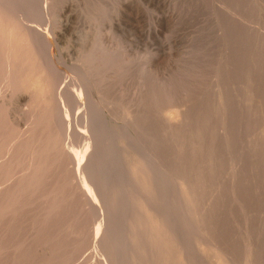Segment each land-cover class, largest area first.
Listing matches in <instances>:
<instances>
[{"label":"rangeland","instance_id":"obj_1","mask_svg":"<svg viewBox=\"0 0 264 264\" xmlns=\"http://www.w3.org/2000/svg\"><path fill=\"white\" fill-rule=\"evenodd\" d=\"M234 262L264 264V0H0V264Z\"/></svg>","mask_w":264,"mask_h":264},{"label":"bare ground","instance_id":"obj_2","mask_svg":"<svg viewBox=\"0 0 264 264\" xmlns=\"http://www.w3.org/2000/svg\"><path fill=\"white\" fill-rule=\"evenodd\" d=\"M159 1H160V0H155V2H157V3H159ZM242 1H243V3H244V0H242ZM245 2H246V1H245ZM250 2H251V1H250ZM247 3H248V2H247ZM244 5H245V4H244ZM248 5H249V4H248ZM41 7H42V6H41ZM44 7H45V6H44ZM44 7H43V8H44ZM42 10H43V9H42ZM45 11H46V10H45ZM47 14H48V13H47ZM226 15H227V16H226ZM225 16L228 18V13H227V12H225ZM225 16H224V17H225ZM226 17H225V18H226ZM232 17H233V16H232ZM241 20H243V19H241ZM26 22H27V21H26ZM28 24H29V25H27V27H29L30 30H33V31H34V28H33V27H35V26L32 24V22H31V23H28ZM234 24H236L235 27L238 28V29L241 28V27H244L245 30H248V29H246L247 26H246V28H245L244 23L241 22V21H240L239 19H237V18L234 19ZM248 28H249V26H248ZM253 28H254V27H253ZM242 29H243V28H242ZM250 29H251V28H249V30H250ZM251 30H252V29H251ZM251 30H250V31H251ZM31 32H32V31H31ZM250 33H253V32H250ZM32 34H33V33H32ZM34 34H35V33H34ZM35 35H36L35 39H39V40H41V38H40L37 34H35ZM33 36H34V35H33ZM41 43H42V40H41ZM47 51H48V50H47ZM106 51H107V50H106ZM106 51H105V52L103 51V52L105 53V54H104L105 56H106V54H107ZM41 52H42V51H41ZM45 52H46V49H45ZM48 53H50V51H48L47 54H48ZM41 54H42V53H41ZM49 56H50V55H49ZM50 57H51V56H50ZM52 57H53V56H52ZM52 57H51V58H52ZM54 59H55V58L53 57L51 60H52V61L55 63V65H56V67H55L56 72H57L58 74H59V73H62V75L65 76L64 78L66 79L67 76L64 75V73L62 72L63 70L61 69L62 67H61L59 61H56V60H54ZM57 63H59V64H57ZM57 65H60V68H59ZM57 67H58L59 69H58ZM49 68H50V67H49ZM61 70H62V71H61ZM49 71H50V70H49ZM53 72H54V71H53ZM51 73H52V72H51ZM54 73H55V72H54ZM61 77H62V76H61ZM62 78H63V77H62ZM60 80H61V79H60ZM66 80H68V79H66ZM61 81H62V80H61ZM89 81H90V80H89ZM59 82H60V81H59ZM68 82H70V81H68ZM62 83H64V85H65L64 87H65L66 90H67L68 86H71L72 84H74V83H72V84L70 85V83H69V85H67V82H66V81H65V82H62ZM60 84H61V83H60ZM84 86H86V85H84ZM61 87H62V86H61ZM72 87H75V86H72ZM75 88H77V87H75ZM63 89H64V88H63ZM71 89H73V88L69 87V91H71ZM77 90H78V89H77ZM85 90H86V89H85ZM91 90H92V89H91ZM76 92H77V91H76ZM79 92H80V91H79ZM77 93H78V92H77ZM91 93H92V92H91ZM80 94H81V92H80ZM92 94H93V93H92ZM224 94H226V93H224ZM77 95H79V93H78ZM79 96H80V95H79ZM81 96H83V95L81 94ZM222 96H223V94H222ZM224 96H226V95H224ZM89 97H90V96H89ZM91 97H93V95H91ZM81 98H82V99H85V97H81ZM223 98H224V97H223ZM227 98H228V96H227ZM79 99H80V98H79ZM89 99H91V98H89ZM76 100H77V99H76ZM87 100H88V98H87ZM82 101H83V100H82ZM89 101H90V100H89ZM89 101H88V103H89V107H86V106L83 104L85 107L83 106V109L81 108V115L84 116L85 120H92V118L94 119L95 116H97V115L100 116V115H99L100 113H99V111H98L99 108H98V106H97L98 102H97V103L94 102V101H93V98H92V101H93V102H92L91 104H92V105L94 104V105H93L94 109L96 108V110H94L92 107H90L91 104H90ZM225 101H226V100H224V102H225ZM224 102H223V103H224ZM226 102H228V101H226ZM84 103L86 104L87 102L84 101ZM223 103H222V104H223ZM225 104H227V103H225ZM87 105H88V104H87ZM100 106H101V105H100ZM225 107H226V105H225ZM84 108H89V109H88L89 112H90V108H91V113H89L91 119L87 118V114H86L85 110H86V111H88V110H87V109L84 110ZM92 109L94 110V112H93ZM83 110H84V111H83ZM103 110H104V109H103ZM222 113H223V112H222ZM180 114H181V113H180ZM83 116H82L81 118H83ZM167 116H168V114H167ZM177 116H178V115H177ZM179 116H180V115H179ZM224 116H225V115H224ZM128 118H129V117H128ZM177 118H178V117H176V120H178ZM179 118H180V117H179ZM183 118H184V117H183ZM85 120H84V121H85ZM100 121H101V120H100ZM129 121H130V120H129ZM136 121H137V120H136ZM168 121H169V120H168ZM174 121H175V119H174ZM178 121H179V120H178ZM168 123H170V124H168ZM168 123H167V124H168V125L170 126V128H171V127H172V126H171V123H172V122H168ZM174 123H175V122H174ZM174 123H173V125H174ZM178 123H182V121H181V122H178ZM167 124H166V125H167ZM175 124H176V123H175ZM51 125H52V124H51ZM167 127H168V126H167ZM173 127H175V125H174ZM173 127H172V128H173ZM177 127H178V126H177ZM151 135H152V134H151ZM134 144H135V143H134ZM112 149H113V148H112ZM139 153H140V152H139ZM147 154H148V153H147ZM142 157H143V156H142ZM144 158H145V157H144ZM145 160H146V159H145ZM156 160H157V159H156ZM139 161H140V160H139ZM149 162L151 163L152 161L149 160ZM139 163H140V162H139ZM151 164H152V163H151ZM59 166H60V165H59ZM146 167H147V166H146ZM150 167L152 168V166H150ZM88 168H89V166H88ZM88 170H90V169H88ZM149 170H150V169H149ZM153 170H154V169H153ZM157 170H158V169H157ZM155 171H156V170H155ZM234 172H235V171H234ZM157 173H158V172H157ZM161 177H162V176H161ZM161 179H162V178H161ZM161 181H163V180H161ZM186 181L188 182V180H186ZM86 190H87V189H86ZM117 190H118V189H117ZM186 191H187V190H186ZM137 192H138V191H137ZM90 195H91V194H90ZM78 199H79V198H78ZM86 200H87V199H86ZM82 204H83V203H82ZM175 212H176V211H175ZM143 213H144V212H143ZM163 215H164V214H163ZM178 215H179V214H178ZM79 217H80V216H79ZM89 217H90V216H89ZM96 217H97V216H96ZM85 219H86V218H85ZM176 219H177V218H176ZM86 220H87V219H86ZM214 221H215V220H214ZM166 222H168V221L166 220ZM170 222H171V221H170ZM166 224H167V223H166ZM174 224H175V223H174ZM169 225H170V224H169ZM171 225H172V224H171ZM213 225H214V224H213ZM164 226H165V225H164ZM170 227H171V226H170ZM170 227H169V228H170ZM167 228H168V227H167ZM170 229H171V228H170ZM44 230H45V229H44ZM172 232H173V231H172ZM42 233H43V232H42ZM49 233H50V232H49ZM51 236H52V235H51ZM92 236H93V235H92ZM174 238H175V237H174ZM97 239H98V238H97ZM93 240H94V239H93ZM179 242H180V241H179ZM87 243H88V242H87ZM91 244H92V243H91ZM51 246H52V245H51ZM98 246H99V245H98ZM184 248H185V247H184ZM114 250H115V249H114ZM223 250H224V249H223ZM186 252H187V251H186ZM84 254H85V253H84ZM96 255H97V254H96ZM146 255H147V254H146ZM184 255H186V254H184ZM61 256H62V255H61ZM186 257H187V256H186ZM190 261H191V260H190ZM75 263H76V262H75ZM234 263H235V262H234ZM235 264H236V263H235Z\"/></svg>","mask_w":264,"mask_h":264}]
</instances>
